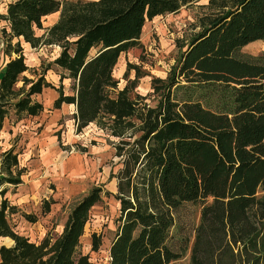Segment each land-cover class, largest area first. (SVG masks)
Returning <instances> with one entry per match:
<instances>
[{
	"label": "trees",
	"instance_id": "1",
	"mask_svg": "<svg viewBox=\"0 0 264 264\" xmlns=\"http://www.w3.org/2000/svg\"><path fill=\"white\" fill-rule=\"evenodd\" d=\"M194 1L12 0L0 13V129L10 113L41 112L33 96L52 86L53 107L74 106L76 130L94 122L116 138L109 175L119 215L108 264H178L189 237L176 228V211L186 201L201 205L189 264H264V51L237 54L264 39V0H208L152 104L127 85L119 88L113 75L147 20ZM54 11L57 19L44 25ZM23 43L60 49L27 77ZM50 65L58 84L44 78ZM17 153L14 146L1 151L0 184L21 181ZM106 194L95 184L69 208L59 233L34 240L15 230L8 215L16 206L3 197L0 237L9 242L0 244V264H93L78 245L91 209ZM42 201L46 213L51 201ZM99 239L92 232V250Z\"/></svg>",
	"mask_w": 264,
	"mask_h": 264
},
{
	"label": "rangeland",
	"instance_id": "2",
	"mask_svg": "<svg viewBox=\"0 0 264 264\" xmlns=\"http://www.w3.org/2000/svg\"><path fill=\"white\" fill-rule=\"evenodd\" d=\"M5 1L0 0V13L5 12ZM207 2L208 0H195L181 6L176 12L156 15L147 20L137 43L121 52L116 61L113 75L119 81L118 87L127 85L132 96L139 94L145 102L152 104L161 93L160 84L167 78L168 70L176 61L187 38L199 28L201 15L208 11ZM44 18V25L52 19L50 16ZM4 23V19L0 17V27ZM22 47L25 62L30 66V70L24 72L27 77L33 76L32 69L40 72L45 68L46 62L60 49L56 44L32 47L23 43ZM263 51L264 39H257L244 44L237 54L240 57L255 56ZM57 72L55 66L50 65L45 69L44 78L58 84ZM63 83L64 90H67V80L64 79ZM57 95L54 87L45 86L40 93L33 96L42 103V111L31 117L21 116L19 119L29 134L40 132L45 134V138L52 137L57 142L54 149L49 150L51 158L38 182L33 184L34 177L28 176L23 184L17 185L22 187V195L17 201L8 200L17 206V211L10 213L8 217L17 232L28 235L32 240L49 232L56 234L64 224L69 208L91 187L101 184L107 194L91 209V216L84 224L78 249L88 253L93 264H108L109 243L119 215V202L113 195L116 191L115 178L109 175L110 170L116 168V165L112 166V143L116 138L94 122L76 130L71 106L61 104L59 108L53 107V100ZM8 118L9 121H15L13 113ZM43 199L51 201L46 213L41 210ZM200 206L199 202L186 201L176 211V228L180 234L188 236L189 240L186 251L174 260L175 263L189 264L193 226L198 222ZM23 212L37 217L36 220H28ZM95 231L100 234V242L99 247L92 250L91 234ZM8 242L9 239L6 238V243Z\"/></svg>",
	"mask_w": 264,
	"mask_h": 264
},
{
	"label": "crops",
	"instance_id": "3",
	"mask_svg": "<svg viewBox=\"0 0 264 264\" xmlns=\"http://www.w3.org/2000/svg\"><path fill=\"white\" fill-rule=\"evenodd\" d=\"M9 1H12V0H6L4 3L5 12H6L7 3ZM57 15H58V11L45 14L44 17L50 16L52 18L51 21L47 25L54 22L57 19L56 18ZM2 68H3V62L2 60H0V70ZM61 104L71 106V109L74 112L75 109L72 104L64 103V102ZM9 115L10 114L4 116L2 120V124H1L2 127L0 129V154L2 150L10 146H14L15 150H18V153H17L18 167L22 168L21 170L22 172L20 174L21 181L18 182L17 185L23 184V181L26 178L28 179V176H30L31 178L34 177L32 179V182L34 184L38 182L39 177H41L42 172H44L45 167L47 166V163H48L47 161L51 158L49 150L54 149V145L56 144L57 140L53 139L52 137L45 138V134L40 133V132L39 133L34 132V133L29 134L28 132L24 130V127L22 126L23 125L22 122L19 121V119H21L20 117L15 118V121L13 120L9 121V118H8ZM24 172H27V174L26 173L24 174ZM2 175H3V172L2 173L0 172V177H2ZM23 175L25 176V178H23L24 177ZM7 185H10V187H7ZM17 185L13 186L9 182H2V184H0V200L3 197H5L7 201L9 199H12V201L16 199L17 201L18 197H21L22 195L21 194L22 187H17ZM3 187L5 188V190L4 192H1ZM26 196H27V193H26ZM9 203L15 205V203H12V202H9ZM6 238L7 237H4V238L0 237V244L6 243Z\"/></svg>",
	"mask_w": 264,
	"mask_h": 264
}]
</instances>
